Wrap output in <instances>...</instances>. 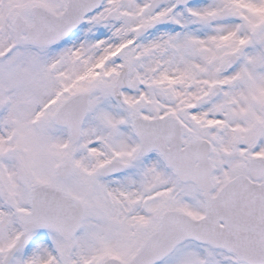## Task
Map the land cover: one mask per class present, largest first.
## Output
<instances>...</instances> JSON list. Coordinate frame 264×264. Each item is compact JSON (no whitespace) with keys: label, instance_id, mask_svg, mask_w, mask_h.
Wrapping results in <instances>:
<instances>
[{"label":"snow or ice","instance_id":"6c2138e0","mask_svg":"<svg viewBox=\"0 0 264 264\" xmlns=\"http://www.w3.org/2000/svg\"><path fill=\"white\" fill-rule=\"evenodd\" d=\"M0 264H264V0H0Z\"/></svg>","mask_w":264,"mask_h":264}]
</instances>
